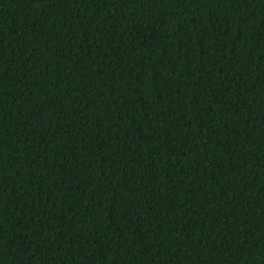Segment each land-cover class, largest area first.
Listing matches in <instances>:
<instances>
[{"label":"trees","instance_id":"trees-1","mask_svg":"<svg viewBox=\"0 0 264 264\" xmlns=\"http://www.w3.org/2000/svg\"><path fill=\"white\" fill-rule=\"evenodd\" d=\"M0 264H264V0H0Z\"/></svg>","mask_w":264,"mask_h":264}]
</instances>
